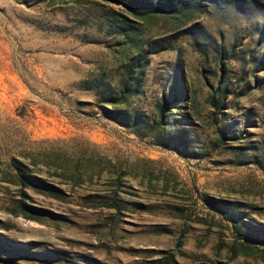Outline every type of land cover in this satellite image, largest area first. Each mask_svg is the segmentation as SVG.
Masks as SVG:
<instances>
[{
	"label": "rangeland",
	"instance_id": "374dc122",
	"mask_svg": "<svg viewBox=\"0 0 264 264\" xmlns=\"http://www.w3.org/2000/svg\"><path fill=\"white\" fill-rule=\"evenodd\" d=\"M24 1L0 0V264H264V245L244 254L205 200L264 227V0L146 20L98 0ZM123 82L137 93L119 107L151 118L187 91L169 118L197 158L102 113ZM16 161L54 189L23 186ZM115 193L121 214L106 208Z\"/></svg>",
	"mask_w": 264,
	"mask_h": 264
},
{
	"label": "trees",
	"instance_id": "16d2710c",
	"mask_svg": "<svg viewBox=\"0 0 264 264\" xmlns=\"http://www.w3.org/2000/svg\"><path fill=\"white\" fill-rule=\"evenodd\" d=\"M44 1H58V0H36V2ZM66 2H75L77 0H59ZM104 3H111L120 6L128 16L135 19H145L156 16L157 14L170 15V16H184L193 9L200 10L203 5L199 0H98ZM25 3L29 0H25ZM139 67L143 71L144 57L138 59ZM137 93V89L128 86L126 82H123L121 86L115 93L107 94L102 93L104 105H100L102 113L116 122L117 124L123 126L125 129L134 132L137 136L142 139L146 138L152 141L153 144L159 145L173 151L178 154H184L187 156H192L197 158V153L193 148L188 145L189 135H187L186 129L174 130V128H179L181 120L174 118L170 120L169 116L172 115L175 109H180L182 102H184L187 97V91L185 89L176 88L174 91L175 98L170 99L169 96L165 95L162 100L155 105V112L153 118L145 115L139 110H129L128 108L119 107L120 105H127L128 100ZM191 100L193 104H198V99L196 94L191 93ZM226 95L222 99L216 98L213 94L208 96L207 103L213 110L221 113V109L225 108L226 105ZM179 116L184 117L183 112H180ZM219 139L226 137L225 133L220 130L218 131ZM17 176L19 182L23 186H33L36 189L42 191H51L54 186L45 180L36 177L35 175L29 174L25 166H22L19 161H16ZM125 176V173L120 174L117 177L116 182L122 185L121 178ZM118 193H115L112 197V202L106 207L109 210H114L115 213H122L123 207L119 204L120 200ZM210 207L216 209L227 222L232 224L233 228L240 236V247L244 249V254L249 255L251 251L250 243H257L264 245V239L255 236L254 231L264 234V227H257L255 225L248 224L242 217L243 210L238 207H233L228 201L216 200L211 198H205ZM25 202V201H24ZM23 202V203H24ZM22 207L27 209V212H46L44 210H37L34 206L30 204H23ZM124 211V210H123ZM31 216V215H27ZM252 228L253 230L249 229Z\"/></svg>",
	"mask_w": 264,
	"mask_h": 264
}]
</instances>
